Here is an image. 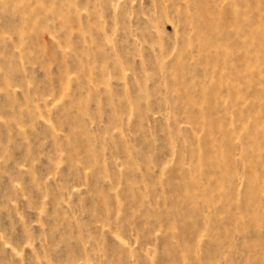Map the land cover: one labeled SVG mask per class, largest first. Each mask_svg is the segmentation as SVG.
Returning <instances> with one entry per match:
<instances>
[{
  "label": "rangeland",
  "instance_id": "rangeland-1",
  "mask_svg": "<svg viewBox=\"0 0 264 264\" xmlns=\"http://www.w3.org/2000/svg\"><path fill=\"white\" fill-rule=\"evenodd\" d=\"M0 264H264V0H0Z\"/></svg>",
  "mask_w": 264,
  "mask_h": 264
}]
</instances>
